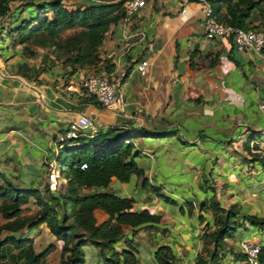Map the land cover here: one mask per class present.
Here are the masks:
<instances>
[{"label":"crops","instance_id":"crops-1","mask_svg":"<svg viewBox=\"0 0 264 264\" xmlns=\"http://www.w3.org/2000/svg\"><path fill=\"white\" fill-rule=\"evenodd\" d=\"M20 44L9 36L0 37V180H11L21 188L43 187L51 183L48 161L56 159L58 188L51 187L58 194L68 183L58 161L62 133L74 130L94 136L111 127L173 130L169 136L133 139L148 187L133 174L129 181L114 177L105 190L134 196L135 209L150 208L162 216L155 226L142 225L135 235L132 226L125 225L124 237L115 243L117 250L126 248L134 237L140 250L138 264H159L155 251L161 244L174 248L177 260L173 264H195L202 243L201 216L206 215L205 222L212 216L202 203L198 205L214 192L205 181L236 180L248 165L244 144H264L260 106L264 50L242 52L227 38L207 36L203 6L195 0H147L134 16L113 23L100 46L98 66L103 68L107 60L114 64L110 74L120 82L122 95L120 102L107 106L82 85L94 64L69 75L63 62L48 51L55 60L51 68L32 77L19 66L24 59L39 66L41 57L27 58ZM143 60L148 61L146 74L139 69ZM263 148L258 150L264 153ZM255 163L259 169L261 164ZM151 186L179 204L167 202ZM35 201L30 196L24 205L39 208ZM3 202L0 198V206ZM97 215L100 220L108 216L100 209ZM8 221L0 217V225ZM21 231L32 238L37 252L52 245L48 263L61 264L64 240L47 222ZM83 250L88 258L85 264H104L112 253L90 243ZM0 264H25V258L20 249L7 244L0 252Z\"/></svg>","mask_w":264,"mask_h":264},{"label":"trees","instance_id":"trees-1","mask_svg":"<svg viewBox=\"0 0 264 264\" xmlns=\"http://www.w3.org/2000/svg\"><path fill=\"white\" fill-rule=\"evenodd\" d=\"M214 8L216 18L224 23L244 28H260L253 18L255 11H260V23L264 25V0H209ZM126 0H79L75 5L66 0H0V37L9 36L14 44L32 40L34 34L42 37L41 45L48 46L54 59L61 60L69 75L79 67L95 65L99 71L100 46L110 26L124 18ZM68 29L74 32L63 37ZM31 55L37 54L34 47L28 48ZM55 61V60H54ZM114 64L105 61L103 69L112 72ZM44 69V68H42ZM173 130L154 132L145 127L118 128L111 127L94 136L79 134L72 141L74 146H61L58 161L62 163L67 186L58 194L52 191L51 183L43 187L21 188L8 179L0 180V217L9 219L0 225V252L7 244L20 249L25 264H49L48 254L53 246L37 252L33 240L22 228L38 226L47 222L51 231L64 240L61 264H85L88 260L83 246L90 243L102 250H111L105 257L104 264H138L139 246L131 237L127 247L119 251L115 243L125 235V225H131L133 235L143 226H155L161 221V214L150 208L135 209L137 198L120 196L105 190L117 177L129 181L133 174L141 178V184L149 186L145 169L136 160L140 151L133 139L137 136H169ZM252 150L250 141L244 144ZM256 153L251 162L264 166V153L254 147ZM86 162L87 167L82 168ZM49 166V164H48ZM0 175L3 174L0 172ZM151 189L170 203L179 204L175 198L161 192L159 188ZM30 196L36 198L39 208L24 203ZM46 196L48 198L46 199ZM183 209V206H180ZM213 208L223 215L217 216L218 226L207 233L212 242L211 260L220 255L227 238L235 237L243 226L236 217L240 215L235 205L226 209L220 202L203 203L202 209ZM108 216L100 220L97 210ZM252 225L264 228V216L243 214ZM143 225V226H142ZM6 231V232H5ZM5 232V233H4ZM159 264H173L177 260L174 248L161 244L155 251ZM195 264H208V259L198 255ZM264 264V240L260 250V262Z\"/></svg>","mask_w":264,"mask_h":264},{"label":"rangeland","instance_id":"rangeland-1","mask_svg":"<svg viewBox=\"0 0 264 264\" xmlns=\"http://www.w3.org/2000/svg\"><path fill=\"white\" fill-rule=\"evenodd\" d=\"M66 1L68 4L75 5L79 0ZM253 18H255L257 22H259L255 23V25L264 27V25L260 23L259 10L255 11ZM73 32V29H71L70 31L66 30L62 33V36L65 37ZM39 40H42L40 34H34L32 40L28 41L29 45L26 46L25 43L19 45V48L27 58L33 57V59H37L41 57V63L39 64V66H35V64H29V61L26 59H24L22 65L19 66L20 70L23 73L28 74L32 77L38 76L41 72L50 69L51 66L49 64L51 63L52 65V63L54 62V60L50 59V56L47 54L50 48L48 46L41 45L42 43ZM7 42H11L10 39H8ZM30 46L37 49L36 55L30 54L28 50ZM258 138L259 141L263 139L261 137ZM263 145L264 144H251L252 148L258 147L259 149H262ZM245 149L247 150L249 156L246 157V159L248 160L247 168L244 169V166L241 168L243 173L240 174V176H236V180H226L221 183L212 179L205 181L209 188L214 192L211 196L201 198L200 202H198V205L199 203L210 204L213 201L220 202L226 209H228L232 205H235V209L240 212V215L236 217V219L239 222H243V226L237 230L235 237L226 239L224 247L220 250L218 259L213 261L211 260V251L213 245L210 238L207 236V233L218 226L217 216L218 214L222 216L223 213H218L213 208L206 210L207 212L209 210L211 211V221L205 222L206 215L201 216V220L203 223L200 229V233L202 235V243L200 248L198 249L197 255L194 258V262H196V258L198 257V255H203L208 259V264H224V262L225 264H230L233 259H237L242 256L240 241L243 238H262V240H264V228L252 225L250 221L242 216L243 214H255L257 216H264V166L261 165V167L257 169L256 163L251 162V158L256 153V151L249 150L246 147ZM53 187L58 188V184ZM219 187L220 190L218 192L217 188ZM183 203L186 208L190 210V205H187L185 201Z\"/></svg>","mask_w":264,"mask_h":264},{"label":"built area","instance_id":"built-area-1","mask_svg":"<svg viewBox=\"0 0 264 264\" xmlns=\"http://www.w3.org/2000/svg\"><path fill=\"white\" fill-rule=\"evenodd\" d=\"M186 1V0H184ZM202 4L204 10V25L207 36L211 38H227L231 40L234 47L239 51H262L264 50V30L260 28H244L233 24L224 23L218 20L214 14V8L209 0H195ZM147 5V0H126L125 19H129L138 11ZM148 61L143 60L139 63V69L142 74L147 73ZM83 87L87 92L96 96L104 105H113L121 101L122 95L119 91L120 82L114 79L105 69L89 72L82 80ZM264 112V101L260 104ZM92 123L89 122L88 126ZM78 133L74 130H68L58 136L60 146L70 145L72 138H76ZM50 171L49 178L52 186L57 184L59 177V168L56 159L48 161ZM82 168L87 167V163H82ZM262 240L243 238L240 241L242 256L235 259L232 264H258L260 262V250Z\"/></svg>","mask_w":264,"mask_h":264}]
</instances>
